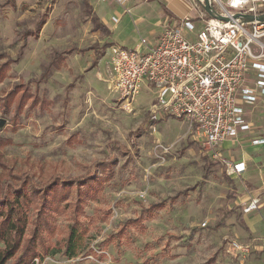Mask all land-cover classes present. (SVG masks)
Listing matches in <instances>:
<instances>
[{"label": "rangeland", "instance_id": "rangeland-1", "mask_svg": "<svg viewBox=\"0 0 264 264\" xmlns=\"http://www.w3.org/2000/svg\"><path fill=\"white\" fill-rule=\"evenodd\" d=\"M89 2L101 22L120 14L119 6ZM44 16L38 38L24 36ZM142 17L150 24L142 33L130 34L122 19L117 25L126 48L178 20L152 10ZM90 18L83 0H0V65L9 64L0 81V179L25 175L21 180L38 185L94 171L100 181L78 216L83 248L74 257L50 252L34 264H264L261 251L243 255L229 247L231 240H264L257 212L242 210L250 185L211 162L186 121H151L146 87L128 104L117 97L111 60L118 43L112 30L94 31ZM55 52L61 67L43 77ZM155 203L163 206L151 209ZM71 216L55 217L50 250L65 242Z\"/></svg>", "mask_w": 264, "mask_h": 264}, {"label": "built area", "instance_id": "built-area-1", "mask_svg": "<svg viewBox=\"0 0 264 264\" xmlns=\"http://www.w3.org/2000/svg\"><path fill=\"white\" fill-rule=\"evenodd\" d=\"M115 1L130 12L128 0ZM192 1L196 15L182 16L154 42L140 37L134 48H113V88L128 104L146 87L152 94L151 121H186L209 157L229 175H239L245 163L226 158L222 144L252 129L248 108H264V0H209L219 17L204 10L203 0ZM250 142L262 145L264 137ZM258 207V199L250 197L242 210L247 214ZM229 247L243 255L251 252V243L238 240Z\"/></svg>", "mask_w": 264, "mask_h": 264}, {"label": "trees", "instance_id": "trees-1", "mask_svg": "<svg viewBox=\"0 0 264 264\" xmlns=\"http://www.w3.org/2000/svg\"><path fill=\"white\" fill-rule=\"evenodd\" d=\"M83 4L87 14L91 17L93 30L100 29L106 35H109V29L95 14L89 0H83ZM45 21L44 16L36 27L26 32L24 36L32 35L34 38H38L39 31ZM111 45L109 43L104 44L105 47ZM66 51L70 52L71 48ZM58 54V52L54 53L53 58L44 71L41 72L43 77L47 76L52 68L58 69L61 67L62 60ZM8 65L7 62L0 65V81L5 77ZM6 98L8 99L7 103L3 106L7 109L14 98V92H9ZM140 131L141 129H137L133 134L135 133L137 136ZM118 147L123 153H127V150H129L124 146L118 145ZM24 176L14 180L11 178L12 176L6 181L0 179V242L3 243V246L0 247V264H7L13 259L24 241L22 253L10 264H33L35 258L41 260L48 253L60 251L61 249L62 254L65 256H76L85 244V229L78 220V216L83 211V205L87 197L97 190L100 183L98 176L94 171L74 176V178L50 176L38 185L29 180H21ZM72 194L74 199H71ZM33 206L36 207V210L32 216L30 211ZM162 206V203H155L150 208H160ZM66 211L72 212V220L65 242L61 244L60 248L50 250L47 240L51 239L58 231L55 217ZM29 224L32 225L30 228H28ZM27 228L30 231V236L25 240Z\"/></svg>", "mask_w": 264, "mask_h": 264}, {"label": "crops", "instance_id": "crops-1", "mask_svg": "<svg viewBox=\"0 0 264 264\" xmlns=\"http://www.w3.org/2000/svg\"><path fill=\"white\" fill-rule=\"evenodd\" d=\"M136 1L137 0L127 1L126 6L130 8V12H125L124 8L120 6L115 0L101 1L109 5L113 4L119 6L120 8V14L112 12L107 16L103 15L104 22L102 21L109 31L112 30V37H114V41L118 43V46L125 47L122 42L125 40L124 38H127L124 37L126 36L125 34L119 33V31H117V25L120 23L121 19L124 25L127 27L126 29H128L130 34H132V31L141 32L143 31V27H148L150 25L149 23H146L142 17L143 12L146 10L155 11L156 14H159L160 16L166 13L174 18L177 17L178 19L185 15H196L192 0H143L144 2L140 3H137ZM136 4L140 5L137 6ZM112 16H116L118 18L116 23L112 21ZM163 29L158 31H155V29L150 30L148 34L151 35V37L148 36L147 39L151 42H154ZM138 42L139 38L136 41L135 47L138 45ZM247 112L248 119L252 124V129L241 134L236 140L224 141L222 144V154L234 162L243 161L245 163L246 168L239 175L227 174L230 178L238 179L240 184L244 186H246V184L250 185L251 190L247 193V196L244 199L247 200L250 197H255L258 199V209L249 213V215L257 212L258 221L262 222L261 231L264 232V144L254 146L250 142L252 138L264 137V108L261 106H256L254 108H248ZM239 143V148L237 147L238 149H235V145ZM204 153H206L205 155L211 160V162L219 164L218 162L213 161L206 151ZM223 167L226 169L225 166ZM248 243H250V241H248ZM251 247L253 248L251 251L257 250L258 252L261 251L264 254V240L259 238L254 240L253 243H251Z\"/></svg>", "mask_w": 264, "mask_h": 264}, {"label": "water", "instance_id": "water-1", "mask_svg": "<svg viewBox=\"0 0 264 264\" xmlns=\"http://www.w3.org/2000/svg\"><path fill=\"white\" fill-rule=\"evenodd\" d=\"M204 1V3L202 4V7L204 8V10H206L207 12H208V14L210 15V16H214V17H219V16H217L216 14H215V12H214V10L212 9V6H211V4H210V2H209V0H203ZM244 19H251L252 17L251 16H244L243 17ZM258 19H263V17L262 16H258ZM3 125V120H1L0 121V127Z\"/></svg>", "mask_w": 264, "mask_h": 264}]
</instances>
